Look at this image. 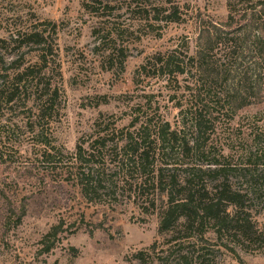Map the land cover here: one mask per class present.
Wrapping results in <instances>:
<instances>
[{
  "label": "trees",
  "instance_id": "16d2710c",
  "mask_svg": "<svg viewBox=\"0 0 264 264\" xmlns=\"http://www.w3.org/2000/svg\"><path fill=\"white\" fill-rule=\"evenodd\" d=\"M252 4L249 9L259 8L258 13H239L229 0L226 25L200 28L193 53L186 40L136 69L139 86L146 79L167 83L168 101L179 111L176 123L166 119L153 91L143 89L123 97L132 104L126 126L97 122L94 135L80 140L71 154L66 172L89 203H132L159 217L163 243L137 251L128 264H206L216 247L232 253L236 247L264 248V232L253 214L264 198V146L233 159L213 140L215 122L264 102V25H248L256 15L264 19V0ZM83 8L96 20L94 51L109 72L125 71L130 56L125 36L143 26L154 33L161 25L185 21L173 0H83ZM6 31L8 37H0V120L7 113L23 118L45 147L41 157L57 170L63 155L48 142L45 128L58 117L62 98L58 25H9ZM24 49L37 55L36 63L26 62ZM5 134L10 140L15 133ZM64 232L56 225L46 239Z\"/></svg>",
  "mask_w": 264,
  "mask_h": 264
},
{
  "label": "rangeland",
  "instance_id": "374dc122",
  "mask_svg": "<svg viewBox=\"0 0 264 264\" xmlns=\"http://www.w3.org/2000/svg\"><path fill=\"white\" fill-rule=\"evenodd\" d=\"M173 1L184 11L185 21L161 25L154 33L143 26L138 34L125 36L130 56L120 73L102 68L92 35L96 20L84 10L83 0H0V37H8L9 25L31 28L45 21L58 25L62 98L58 117L45 129L48 142L63 155L59 169H54L41 157L45 147L33 138L23 118L7 113L0 120V264H128L137 251L156 241L163 243L157 215L145 214L132 203H89L66 171L76 145L94 135L97 122L103 127L113 121L118 127L129 123L132 104L123 98L126 95L153 91L162 101L166 119L172 124L179 119L174 102L168 101L167 83L146 79L143 86H149H139L134 83V73L147 57L173 50L186 40L193 53L200 28L226 25L229 0ZM231 1L239 13L259 11L249 9L252 0ZM258 18L256 15V22L248 25H264V19ZM28 52L23 50L26 62L36 63L37 55ZM9 130L15 133L10 140L5 134ZM263 131L264 102L256 101L232 119L226 116L215 122L213 140L223 154L238 159L256 146H264ZM253 211L264 232V198ZM59 224L65 232L46 239ZM51 244L54 249L46 253ZM216 249L206 264H264V248L236 247L234 253Z\"/></svg>",
  "mask_w": 264,
  "mask_h": 264
}]
</instances>
